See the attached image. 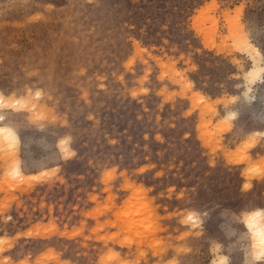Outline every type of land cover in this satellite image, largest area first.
<instances>
[{"label":"rangeland","instance_id":"obj_1","mask_svg":"<svg viewBox=\"0 0 264 264\" xmlns=\"http://www.w3.org/2000/svg\"><path fill=\"white\" fill-rule=\"evenodd\" d=\"M0 97V264H264V0H0Z\"/></svg>","mask_w":264,"mask_h":264},{"label":"bare ground","instance_id":"obj_2","mask_svg":"<svg viewBox=\"0 0 264 264\" xmlns=\"http://www.w3.org/2000/svg\"><path fill=\"white\" fill-rule=\"evenodd\" d=\"M256 71H258V69L252 72ZM2 104H5L3 100L0 101V105ZM0 137L6 139L12 137L14 140H17L16 135L5 126L0 127ZM247 226L252 233L254 251L258 252L261 247H264V222H262L261 213L258 212L255 216H251L247 221Z\"/></svg>","mask_w":264,"mask_h":264},{"label":"clouds","instance_id":"obj_3","mask_svg":"<svg viewBox=\"0 0 264 264\" xmlns=\"http://www.w3.org/2000/svg\"><path fill=\"white\" fill-rule=\"evenodd\" d=\"M261 259H264V247H261L260 250L253 255L254 261H260ZM215 264H228V259L225 256H220Z\"/></svg>","mask_w":264,"mask_h":264},{"label":"snow or ice","instance_id":"obj_4","mask_svg":"<svg viewBox=\"0 0 264 264\" xmlns=\"http://www.w3.org/2000/svg\"><path fill=\"white\" fill-rule=\"evenodd\" d=\"M0 101H2V97H0ZM0 119H3V117H0ZM64 143H66V141H62L61 144L63 145ZM68 155H74L73 153H68ZM245 187H247V185H245ZM189 219H191V217H189Z\"/></svg>","mask_w":264,"mask_h":264}]
</instances>
